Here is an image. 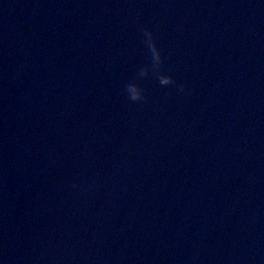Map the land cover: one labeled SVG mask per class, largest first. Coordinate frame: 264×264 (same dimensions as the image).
I'll return each mask as SVG.
<instances>
[{"label": "water", "instance_id": "water-1", "mask_svg": "<svg viewBox=\"0 0 264 264\" xmlns=\"http://www.w3.org/2000/svg\"><path fill=\"white\" fill-rule=\"evenodd\" d=\"M0 264H264V0H0Z\"/></svg>", "mask_w": 264, "mask_h": 264}]
</instances>
